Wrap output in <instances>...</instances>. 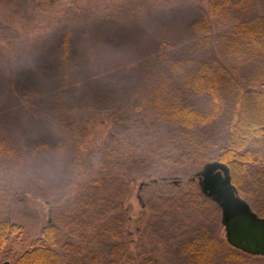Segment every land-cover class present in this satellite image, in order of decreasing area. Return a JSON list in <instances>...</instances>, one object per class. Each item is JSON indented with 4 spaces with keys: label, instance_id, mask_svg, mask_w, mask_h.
<instances>
[{
    "label": "rangeland",
    "instance_id": "1",
    "mask_svg": "<svg viewBox=\"0 0 264 264\" xmlns=\"http://www.w3.org/2000/svg\"><path fill=\"white\" fill-rule=\"evenodd\" d=\"M209 1L0 0V220L23 229L0 264L46 225L55 264H264L229 259L195 175L218 159L232 112L228 90L196 75L215 59L251 81L261 59L233 26L264 0L216 21ZM177 98L203 122L170 118ZM248 148L238 193L261 214L264 142Z\"/></svg>",
    "mask_w": 264,
    "mask_h": 264
},
{
    "label": "trees",
    "instance_id": "2",
    "mask_svg": "<svg viewBox=\"0 0 264 264\" xmlns=\"http://www.w3.org/2000/svg\"><path fill=\"white\" fill-rule=\"evenodd\" d=\"M252 0H210L208 14L215 21L222 18V13L230 8L246 10L250 8ZM235 33L253 53L261 59L256 69V75L248 83L229 73L225 67L213 59L203 64L199 69L196 80L208 84L214 93L219 88L228 90L232 101V112L228 124L225 145L218 155V159L226 163L230 169L232 182L239 192L242 173L247 170L249 163L254 161L253 152L248 148L256 141L264 142V14H257L241 19L234 23ZM210 68L207 69V68ZM259 84V85H258ZM170 118L187 126L203 122L202 115L194 110L191 104L180 99H174L166 105ZM264 215V212L261 213ZM22 226L10 220H0V254L11 237L21 239ZM56 229L46 225L42 228L41 236L30 241L25 252L19 254L12 264H55L58 253L53 249L55 245ZM206 249L205 244L200 248ZM239 250L231 252L229 259L239 260L246 256Z\"/></svg>",
    "mask_w": 264,
    "mask_h": 264
},
{
    "label": "water",
    "instance_id": "3",
    "mask_svg": "<svg viewBox=\"0 0 264 264\" xmlns=\"http://www.w3.org/2000/svg\"><path fill=\"white\" fill-rule=\"evenodd\" d=\"M195 175L201 193L220 208L227 243L246 254L264 255V215L239 195L228 165L219 159L208 161Z\"/></svg>",
    "mask_w": 264,
    "mask_h": 264
}]
</instances>
